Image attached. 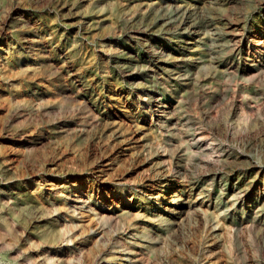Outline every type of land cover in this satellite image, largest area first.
Listing matches in <instances>:
<instances>
[{
  "label": "rangeland",
  "instance_id": "1",
  "mask_svg": "<svg viewBox=\"0 0 264 264\" xmlns=\"http://www.w3.org/2000/svg\"><path fill=\"white\" fill-rule=\"evenodd\" d=\"M0 264H264V0H0Z\"/></svg>",
  "mask_w": 264,
  "mask_h": 264
},
{
  "label": "bare ground",
  "instance_id": "2",
  "mask_svg": "<svg viewBox=\"0 0 264 264\" xmlns=\"http://www.w3.org/2000/svg\"><path fill=\"white\" fill-rule=\"evenodd\" d=\"M91 207V206H90ZM135 259V257H133V258H130V260L132 261V260H134Z\"/></svg>",
  "mask_w": 264,
  "mask_h": 264
}]
</instances>
